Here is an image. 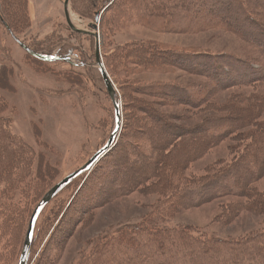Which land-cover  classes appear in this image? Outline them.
<instances>
[{
    "label": "rangeland",
    "instance_id": "rangeland-1",
    "mask_svg": "<svg viewBox=\"0 0 264 264\" xmlns=\"http://www.w3.org/2000/svg\"><path fill=\"white\" fill-rule=\"evenodd\" d=\"M64 1L27 0L29 24L19 29L18 36L24 43L40 51L53 49L49 57L58 59L47 60V63L27 55L19 43L5 32L0 21V65L5 68L8 82L6 88L0 87V99L5 104L2 116L8 118V129L14 138L21 140L29 153L30 150L33 152L29 164L19 172L20 182L5 186L6 198L1 200L0 197V264H15L25 225L24 217L39 194L54 181L56 183L83 165L105 144L114 129L113 105L102 76L94 65L95 38L84 31L71 30L65 18ZM161 1H164V6L160 13L167 16V6H170L167 0H111L109 3L107 0H68L71 22L79 30H90L88 24L94 21V12L97 9L100 12L96 29L99 53L105 70L114 82L118 100L123 102V109L120 103L121 125L111 150L88 171L71 180L43 207L38 215L27 264H79L84 255L95 250L94 243L100 242L105 232H115L122 225L143 217L230 240H242L248 234L264 230V213L241 210L222 222L217 215L220 202L226 201V198L183 206L174 215L167 216L165 206L161 205V194H166V189L132 190L127 186L130 184L127 182L129 177L133 180L139 178L144 163L142 158L128 154H142L143 158L148 156L150 145L155 140L154 134L167 132L159 128L160 123L169 122L171 129H180L183 126L195 127L200 119L208 115L221 118L225 114L224 109L214 110L207 104H221L232 91L240 92L234 86L219 90L209 80L205 68L175 60L174 54L180 53L185 57L186 50L207 51L233 54L247 62L262 60L242 34L235 32L244 31L240 20L245 7L239 0L227 3L231 10L229 14H232V21L228 20L231 30L215 26L199 33L167 30V26L163 27L158 20L153 25L148 23L144 11ZM259 5L253 6L257 8ZM201 6H205L203 1ZM186 15L178 12L174 18L183 20ZM185 22L197 24L201 20L192 14ZM130 44H135L133 48L140 50L147 48L167 53V59L163 58L171 66L151 70L121 58L119 48ZM60 46L75 48L68 55V60L56 54ZM63 51L61 49L60 52ZM214 57L220 61L223 55ZM146 88L149 93H142ZM167 89L172 94L167 93ZM211 89L215 92L207 99ZM181 90L188 93L193 102L177 99V94L182 98ZM205 96L206 100L202 102ZM200 98V103L195 106ZM141 106L150 108L152 121L140 110L145 108ZM134 117L145 121L141 124L134 122ZM246 142L234 136L222 139L193 161L182 175L197 177L206 170L211 171V168L228 163ZM128 159H135V162L131 164ZM260 179L256 187L264 191V178ZM261 248L259 246L260 250L257 249L256 253L264 259ZM114 254L113 250H108L101 259L105 256L113 259ZM236 256L232 252L224 254L220 256L224 262L217 259L214 264H234ZM120 257L116 260L119 261ZM208 257L210 259L199 258V264H209L215 259L213 254ZM163 258L169 260L171 255L165 253ZM254 260L253 263H259V258ZM183 261L188 262L187 258ZM240 264L252 262L244 259Z\"/></svg>",
    "mask_w": 264,
    "mask_h": 264
},
{
    "label": "trees",
    "instance_id": "trees-1",
    "mask_svg": "<svg viewBox=\"0 0 264 264\" xmlns=\"http://www.w3.org/2000/svg\"><path fill=\"white\" fill-rule=\"evenodd\" d=\"M193 1L195 0H167V3H170V6H167V16L160 13L164 1L155 2L143 14L146 15L148 23L153 25L158 20V23H162L163 27L167 26V30L199 33L215 26L231 30L228 20H231L232 14H229L231 10L227 7V3H232L234 0ZM202 1L205 4L204 7L201 6ZM239 1L241 5L244 4L242 7H245L246 15L244 13L242 21L240 20V26L244 31L240 33L235 30V32L239 35L242 34V38L262 60L247 62L244 58L233 54H216L207 51L192 52L186 50L185 57L180 53L173 55L175 60L201 65V68H205L204 72H206L209 80L213 82L215 87H219V90L234 86L236 90L240 91H232L225 102L221 104L211 102L207 104L214 110L224 109V116L217 119L208 115L200 119L195 127L193 125H191L192 128L183 126L180 129H171L170 123L163 121L159 128H164L167 132L154 134L155 140L150 145L148 156L145 157L144 155L143 158L142 154H137L138 156L128 154L131 157L142 158L144 163L139 178L135 177L136 179L133 180L132 177H129L127 182L130 184L127 186L132 190L166 189L167 193L161 194L163 196L161 205L165 206L164 211L167 216L174 215L183 206H192L221 198L227 199L219 204L220 212L217 216L222 219V222L236 216L241 210L256 214L264 213V191L256 187V182L261 180L260 178H264V0L259 1L260 5L257 0ZM107 2L109 3L111 0H107ZM253 5L259 6L255 8ZM178 12L179 14H187L186 18L175 20L174 14ZM192 14L200 18L201 22L197 24L185 22L187 17ZM29 19L27 0H0V21L5 32L12 36L17 43H24V40L18 36L19 29L26 28ZM24 45L33 53L47 57L53 50L50 48L40 51L27 42ZM135 46V44H130L124 48H119L120 57L126 60L130 59L151 70H161L171 66L164 60V58L167 59V53L158 50L153 52L152 49L147 48L140 50V48H133ZM61 49L64 50L62 53L60 52ZM74 49L73 47L60 46L56 54L60 58H69L68 55ZM27 55L42 63H47V60L38 59L28 52ZM216 55H223V57L217 61L214 57ZM105 66H107L106 63ZM106 72L111 78L108 71ZM5 76V68L1 64L0 87L3 88L8 85ZM162 87L164 88V86ZM181 92L182 98H179V94H177V99L193 102L188 93H184L182 90ZM214 92V89L209 90L208 95H206L207 99H210V95ZM142 93H149V90L146 88ZM167 93L172 94L169 89H167ZM206 96L202 97V102L204 99L206 100ZM120 98L122 99V97ZM200 101L201 98L194 105L197 106ZM120 103L123 109L122 100ZM141 107H145L140 110L152 121L153 116H149L150 108ZM4 108L5 104L0 99L1 200L6 198L5 186L10 187V185L20 182L21 175L19 172L23 166L29 164L30 154L33 153L31 150L29 153L25 144L14 138V134L9 131L8 118L2 116ZM155 119L161 120L160 118ZM143 120L138 117L133 118L134 122L140 124ZM246 127H248L247 130L241 131ZM229 136H234L241 141L247 140V142L228 163L211 168V171L206 170L197 177L182 175V172L193 161L202 157L214 145ZM128 162L132 164L135 159H128ZM125 174L127 173L125 172ZM53 184L55 181L39 194L24 217L25 225L15 264H18L19 261L30 216L41 197ZM233 197L237 200H234ZM38 219L39 216L33 230L28 263ZM99 240L100 242L94 243L95 250L84 255L79 264H199L201 259H210L208 257L210 254H213L215 259L208 263L214 264L217 259L224 262V258L221 260L220 256L230 252L237 255L236 258H233L234 264H240L244 259L255 264L253 263L255 258H259L257 264H264V259L256 253L259 246H262L261 249L264 250V230L259 233L248 234L242 240L238 238L230 240V238L222 239L217 236L213 237V235H205L195 230L190 231L187 227L179 228L177 225L157 223L155 219L143 217L134 223L122 225L115 232H105ZM108 250L115 252L112 255L113 259H108L106 256L105 259H101ZM165 253L171 255L169 260L163 258ZM119 255L121 257L117 261ZM185 258L188 262L183 261Z\"/></svg>",
    "mask_w": 264,
    "mask_h": 264
},
{
    "label": "water",
    "instance_id": "water-1",
    "mask_svg": "<svg viewBox=\"0 0 264 264\" xmlns=\"http://www.w3.org/2000/svg\"><path fill=\"white\" fill-rule=\"evenodd\" d=\"M67 4H68V0H65L63 3L65 18H66L67 24L69 25L71 30L76 31V32L84 31V32L92 35L95 38V64L94 65L96 66V68H98V70L102 76L106 92H107V94H108V96L112 102L113 109H114V122H115V124H114L113 132L110 134V136L106 140L105 144L102 147H100L98 150H96L92 154V156L89 157L88 160L83 165H81L79 168L70 172L69 174L64 176L62 179L57 181L55 184H53L47 190V192L42 196V198L39 200V202L36 204L32 214L30 216L29 222H28V226H27V230H26V234H25V239L23 242L22 251H21V254L19 257L18 264H27L28 263L30 245H31V241H32L35 222L37 220L39 213L43 209V207L52 199V197H54L60 190H62L71 180H73L75 177L79 176L81 173L88 171L98 161V159L101 158L110 149V147L115 142L116 135H117L119 128H120V125H121L120 102H119L118 97H117L116 89H115L109 75L107 74V72L103 66V63H102L101 58H100V53H99L98 34H97L96 29H97V23H98L99 17H100V12L97 11L95 13V16H94V21L90 22L88 24V27L90 30H79L78 28L73 26V24L71 22L69 12L67 9ZM19 45L26 52L30 53L31 55H33L36 58H39L42 60H48V61H53V60L58 59V58H50V57L48 58L45 55H39V54L33 53L30 49H28L21 42H19ZM66 59L68 60L69 58H66Z\"/></svg>",
    "mask_w": 264,
    "mask_h": 264
},
{
    "label": "bare ground",
    "instance_id": "bare-ground-1",
    "mask_svg": "<svg viewBox=\"0 0 264 264\" xmlns=\"http://www.w3.org/2000/svg\"><path fill=\"white\" fill-rule=\"evenodd\" d=\"M99 159H100V158H99ZM99 159H98V160H99ZM67 185H68V184H67ZM67 185H66V186H67ZM66 186H65V187H66ZM65 187H64V188H65ZM64 188H63V189H64ZM63 189H62V190H63ZM62 190H60L59 192H61ZM59 192H58V193H59ZM58 193H57V194H58ZM57 194H56V195H57ZM56 195H55V196H56ZM55 196H54V197H55ZM52 198H53V197H52ZM46 205H47V204H46ZM46 205H45V206H46ZM45 206H44V207H45ZM40 213H41V212H40Z\"/></svg>",
    "mask_w": 264,
    "mask_h": 264
},
{
    "label": "crops",
    "instance_id": "crops-1",
    "mask_svg": "<svg viewBox=\"0 0 264 264\" xmlns=\"http://www.w3.org/2000/svg\"><path fill=\"white\" fill-rule=\"evenodd\" d=\"M35 7V6H34Z\"/></svg>",
    "mask_w": 264,
    "mask_h": 264
}]
</instances>
